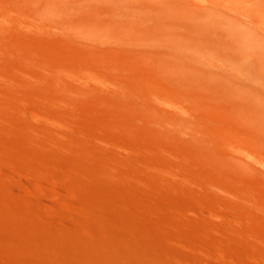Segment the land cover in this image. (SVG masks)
Returning a JSON list of instances; mask_svg holds the SVG:
<instances>
[{"label": "rangeland", "instance_id": "obj_1", "mask_svg": "<svg viewBox=\"0 0 264 264\" xmlns=\"http://www.w3.org/2000/svg\"><path fill=\"white\" fill-rule=\"evenodd\" d=\"M160 1L162 0H0V29L3 30V32H0V60H2L3 54L6 55L8 52L13 55L17 52L16 55L22 57L21 62L17 63V65H19L17 66V69L14 67L15 73H17L14 75L12 72V75H14L17 80L19 79L18 81H20V83L22 82L19 85V87H22L20 89L22 93L17 90L19 87L17 88L15 86L14 88L11 87L12 93L10 94V99L6 98L4 94L1 93V98L4 97L1 102H5H2L0 107H4L5 111L11 112V115L8 113L6 115H2L5 118H2V116L0 117L4 119L0 120V144H2L0 145V168L2 169H0V230H2L0 231V250L3 248V252L0 251V264H19L20 261L21 263L25 262L23 264H84L86 261L82 260L83 256H85L86 260L90 262L92 261L91 263L95 262L96 264H99L102 262L101 264H103V256L98 254L96 255L94 249L96 247H100V245L104 248L106 246L109 247L111 240H119V243L122 242L121 244L124 246V250L130 246L127 248L128 252H125L123 249H118L119 252L118 250H113L116 254L120 253L121 250L122 253H128L133 256V254L130 253V251L133 252L132 248H134L135 251L138 250V252L136 251L138 255L142 253L139 258V263V259L135 262L136 258L134 256H131L132 259H129L128 257H130V255L127 257V255L119 254V256L117 254L119 257H126L128 264H130L129 262H131V260L132 264H140L141 259L146 260V257L150 259L152 258V262L157 261L153 259H158V263L154 262L156 264H162L164 262L165 264H174L171 259L172 256L173 258L176 256L178 257L176 254H178L180 250L185 252L186 248H188L186 250L196 248V237L198 235H202L203 237L204 235H207L208 238L210 235L207 231L215 234L213 233L214 229L217 232H221L217 238L221 242L223 241V247L226 244L224 248L229 256L228 260H233V263L238 262L237 264H239V262L240 264H264V128L260 129L261 131L252 130L255 128L257 130L259 127L262 128L264 125V91L249 86L247 87L246 85V78H250V82L252 83L254 80L255 82H260L262 78H259L258 76L255 78L253 74H250V70H248V67L246 68V62L244 61L240 64L233 65L235 62L239 63L240 60L230 54H222L219 56L214 53H193L194 51H189L185 46H183L186 40L193 42L194 40H200L203 38L198 30L192 26V21H195L203 16L208 17L209 15H212V10H214L213 7L207 5V8L199 7L194 9L190 3L183 0H177L174 4L176 11L183 14L188 12L190 14V18L172 20L167 15L155 12L148 7V5L153 6L155 2ZM228 1L232 2H230V5L233 4L231 5L233 9L236 8V11L240 10L238 12H243L242 15L247 17L246 21L248 23V20H251V16L253 23H249L250 25L248 24L251 31L247 32V34L251 37L264 38V9H256L252 3L247 0ZM27 2H30L32 5ZM246 14H249L250 16H247ZM142 22H147L152 26L157 27L160 30V33L155 34L153 32H145L140 29L138 30V25ZM174 37L175 40L168 44V42H170L168 40H172ZM179 39H181V41ZM136 41L137 43H141L143 46L141 48L135 46V44H137ZM261 42L264 44V40ZM124 45H126L130 51L125 50ZM133 45L136 48H134ZM55 46L57 53L52 51ZM138 49L145 53L143 55H138L142 54L140 50V52H136ZM51 51L52 54L56 53L54 54L55 59L52 54L51 57L53 58L51 59V57H49L48 54H50ZM62 56H65L64 59H62ZM13 62L16 63L15 60ZM226 63L231 64V66L226 70V72L224 71V73L221 68L223 66L222 64ZM48 64L50 69L52 67V69L56 71V73H54L56 75L53 76V74L47 73L48 75L44 74L46 76L44 79L39 78L40 80L42 79L41 82H34L36 80L32 77H34L38 69L41 68L42 70V68H44L43 71H48V66L43 67ZM4 65L5 64L0 61V81L1 78H4L5 76L4 73H1L2 71H6V66ZM12 65L16 66L14 63ZM85 71H89L88 74ZM91 73H93V75L96 74L95 76H97L98 79L92 78L91 76L93 75ZM224 74L228 77L230 76L231 78L237 77L239 80L244 81L245 85L241 84L237 87H226L213 90L211 88L212 86L209 88L207 87L206 89L201 88V82L198 79L201 75L210 85L213 80H218ZM249 74L253 76H250ZM32 84L34 85L30 87ZM46 88L54 89L56 95L53 93V100L57 102L55 104H59L60 108L64 111L67 110V114L70 113V115L66 116V122L67 125L70 126V130H67L64 133L67 144L65 142V145L61 143L59 145L57 144L58 140L50 143L47 142V144H49V150L52 153L51 155L53 156L54 161L56 160L55 163L60 167V169H63L64 171V168H70L72 172L74 171V174L69 172L68 175H64L66 172L62 173V171L60 174H55L46 167L42 171L43 174L46 172V175H42L41 171L36 170V172H39H37L38 175L35 172L34 177H37L35 179L34 177L28 179L23 176L21 167L24 165V162H28L33 165L36 164V162L35 160L32 162L31 160H33V158L29 156V154L33 152L34 147L28 134H25V130L21 122V116L25 113H21L22 110L20 108L19 101L21 100V102L24 103L29 101L35 103L39 99L46 101L44 100L45 98H48V96L45 95L46 90L45 92H42L43 96L39 93V91H44L43 89ZM33 89L35 91H33ZM36 89H39V91ZM0 90H2L1 86ZM31 90L38 97L32 96V92H30ZM199 90H202V92ZM37 94H40V96ZM11 96H13L15 100L12 99ZM7 100L9 104L7 103ZM16 100H18L19 104H17ZM69 103L70 105H68ZM79 103L81 104V107L80 105H76ZM82 103L86 105L85 110H81L83 109L82 105L85 106ZM116 103H124L125 106H130L129 108L127 107L120 110L126 111L127 109L128 113L127 111H124V114L130 113V117L128 115L127 120L124 119L122 115L123 112L121 114L120 111L116 110L117 108H114ZM62 104L64 105V108ZM165 104L166 106H164ZM175 107L177 109L180 107V109L177 111ZM90 109L93 112L89 111ZM13 111H15V113ZM84 112H87L88 114L90 112V114H84ZM82 113L84 115H82ZM195 113L196 115L197 113L199 114L198 117H195ZM31 114H25L24 118H27L26 124L29 125L31 123L29 126L35 130L37 128L38 131H40L41 129L39 128V124L37 121L34 122L35 119ZM91 114L94 115V117ZM16 115L18 116L16 117ZM86 115H91V118H87ZM83 116H85V118ZM95 116L99 120H96ZM201 118L204 119L201 120ZM131 120L136 121L140 127L144 129L149 127V132H146V129L144 130L142 128L141 130H144V132L136 130L134 122ZM219 120L221 121L219 122ZM4 121L8 122L5 123ZM98 121H100V123L103 121L102 126L98 123ZM104 122L110 123L108 124L110 126L113 125V130H115L111 131V133L105 131L103 127L105 124ZM154 122L156 124H154ZM11 125L13 126L11 127ZM72 128H74L76 132L77 129L80 128L85 134L88 133V135L86 134L87 137H91L89 135H94L95 133L99 134L100 132L102 133L99 135L102 134V137L105 136V138L108 139L116 135L120 140L122 138L121 141L123 143L129 142V134H131V136L136 137L137 140L134 142L135 152H133V157H131L132 162L135 161L136 163L133 162L132 167L129 168L125 163V157L122 155L121 157L118 153H116L117 155L116 158H114L113 167L115 170L117 169L116 171L120 174V176L125 177L120 178V180L117 179V183L116 178L114 180V177L112 176V170L109 169V165L101 162L99 159H95L98 155V150L93 142H90L94 145H90V150L93 154H95L92 158L86 153H83L82 145H79L80 147L77 146L78 144L75 146V143H73L75 130ZM131 130H134L135 132L132 131V133H130ZM218 131L222 133L223 136L220 135ZM164 132L167 134L168 139L162 140L163 142H161L158 138V134ZM241 133L243 134V138L240 137L242 136ZM238 134H240V136H238ZM146 135L150 136V141H146L144 139ZM210 135L213 136L211 137ZM70 139L72 141H70ZM44 142L42 141V143ZM142 144L144 146H142ZM158 144L163 146L164 149L167 148L166 151L169 153L168 156L170 155V157L173 156V158H177L176 161L179 162L182 167L186 166V168L184 167L179 169L181 172L178 171L177 176L173 178L174 180H172V178L166 179L162 176L159 177L156 173H153L154 171L151 170V172L150 169L148 171V168H144V166H142V162L145 161L144 158L146 157L153 160L157 165L163 164L164 158H162L160 153L157 152L159 151L157 148H160ZM147 145L149 147L146 148L145 146ZM164 145H167V147H164ZM55 146L60 147L56 149L57 147ZM22 147L27 149L23 148L24 150H22ZM194 147L195 149L199 147L203 149V151L200 149L197 152L199 154H197V150H195ZM6 149H8V151ZM142 150H144V152ZM147 151L150 152V156ZM193 151H195V153ZM229 155L232 159L228 158ZM138 156L140 158H138ZM198 156H201L200 158H202V156L207 158L203 160L197 158ZM224 157L228 158V160L225 159L227 162L224 161ZM234 159L235 161H232ZM222 160L224 161L223 163ZM237 160L238 162L240 161V164H237ZM67 161L69 164L64 163ZM139 163L141 164L140 166H138ZM226 163L230 166L226 165V167H228H223L224 170L220 168L221 171L219 173V171H217V167L219 169V166L222 167L221 165H225ZM229 163L233 164L231 165ZM5 164H7V166ZM9 168H11V171ZM253 168L254 170L252 171L251 169ZM3 169L5 171H3ZM100 170H103L104 172ZM6 171H9V173ZM20 171V174L22 175L19 174ZM131 171L135 172L134 174L136 176V180L133 179L134 181L126 179L128 177L127 175ZM10 172H13V175L10 174ZM199 172H203V176L200 175ZM48 173L49 175H47ZM106 174H110L111 176L108 175L106 177ZM54 175L58 177L56 178ZM220 175H224V178L223 176V179L219 177ZM12 176H15V180ZM17 176L20 178L22 177V180H19ZM142 177L146 179H143ZM59 179L62 180L60 181ZM139 180H142L141 183H137L140 182ZM238 180L242 184H237ZM31 181H33L34 184H31ZM58 181H60V183L67 182L70 185V188H73L71 189L72 191L68 190L66 186L62 183L60 184ZM210 182L213 183V185H211ZM30 185H35L34 189H29L31 187ZM39 186L42 191L38 189ZM41 186L43 188H41ZM222 187H224V189ZM216 188L218 190H216ZM225 188L227 189V192ZM137 189L138 192H136ZM63 190L64 192H62ZM41 192H43L44 195ZM68 192L73 193L69 194ZM18 193L20 195H18ZM56 193L59 195H56ZM63 193H68L71 197H69L68 194L64 195ZM17 195H24V197H18ZM45 195L50 198L47 200ZM12 196L14 198H12ZM72 196L73 199H71ZM9 197L10 199H8ZM18 198L24 200V202L18 200ZM74 198L76 200H74ZM236 199L239 200L236 201ZM71 200H74L72 202H75L76 204H71ZM48 201L50 203H48ZM27 204H30L29 208L27 207ZM33 205L35 207H33ZM9 206L10 208H8ZM172 206H174V208H172ZM71 207H73V210ZM217 208L218 210L216 212L215 209ZM23 209L25 213L24 211H20ZM77 209L78 211L83 212L82 214L84 215L78 213V211L74 214ZM28 212L30 213L28 214ZM210 212L213 214H210ZM40 213L44 216V219ZM232 213L233 216H231ZM79 214L82 216H78ZM215 214L222 218H218L221 221L218 220V222H215L217 220L215 219ZM93 215L97 218L96 220L95 218H92ZM34 216L36 218H34ZM229 216L231 217L229 218ZM187 217L190 220L187 219ZM211 218H213V221H209ZM117 219L118 221L116 223ZM92 220L95 222L93 221V223ZM58 221L62 224H59ZM6 223L8 226L5 225ZM9 223L12 224L13 228H10L11 225L9 226ZM63 223H66L69 227H66ZM95 223L99 224L96 225ZM110 223L113 225H110ZM107 225L110 226L109 229ZM14 226L16 227V232ZM53 226H55L56 229ZM122 227L125 230H123ZM82 228L84 229V232L87 230L86 232L88 234L84 233ZM117 228L119 230H123L124 232H120ZM61 229H63V231ZM10 230H14L13 232L15 233ZM66 230L68 232H66ZM95 231L97 232V235ZM168 231L171 233L166 234ZM70 232H74V235L70 234ZM127 232H129V234ZM28 233L30 234L28 235ZM81 233H84V236ZM229 233L235 234L230 236ZM113 235L115 236L114 239H112ZM29 236L31 237L30 239L32 242L28 239ZM177 236L181 238L178 239ZM116 237H118V239ZM250 237L253 238L251 239ZM40 239L42 241H40ZM254 239H256V241L259 239L261 240L256 242ZM62 240L65 241L63 242ZM88 240L92 244L88 242ZM229 240L231 242H229ZM22 242L25 245L22 244ZM26 244H29V246L27 245L29 248L26 247ZM30 245L32 248H30ZM34 246L36 247L35 249ZM152 246H154L155 249ZM162 247L168 249L170 254L172 253V256L170 255V257H166L164 260L160 259L157 252H159ZM45 249L48 252H44L46 251ZM85 249L87 251H85ZM108 249L111 252L110 247ZM89 250H91L92 253L91 251L89 252ZM25 251H27V253ZM64 251L65 253H71L70 255L73 257L67 256L68 253L65 254ZM144 251L145 253L143 254ZM80 253H83L81 255L82 257L80 256ZM249 253L250 255L244 256ZM77 254L81 259L78 260L79 257H76ZM198 255L184 253L179 256V258L181 257L179 260L183 261L182 263H185L190 257L195 264H201L200 261H202L204 257H201L202 255L200 254ZM250 256L252 257L250 258ZM213 257L222 260L215 254ZM244 257H248L251 260L254 257L255 259L259 258V260H252L251 263V260L249 261L248 258L247 260ZM101 258V262L98 263L97 260ZM182 258L185 259L183 260ZM126 259L124 260L127 261ZM32 260L33 262H31ZM47 260H49V263ZM81 260L85 262L83 263Z\"/></svg>", "mask_w": 264, "mask_h": 264}, {"label": "bare ground", "instance_id": "obj_2", "mask_svg": "<svg viewBox=\"0 0 264 264\" xmlns=\"http://www.w3.org/2000/svg\"><path fill=\"white\" fill-rule=\"evenodd\" d=\"M183 1H185V2H188V3H190L191 4V6H193L194 7V9H197V8H199V7H204V8H207L206 6L207 5H210L211 7H213V9L214 10H212L213 12H212V15H209L208 17L206 16H203V17H200L199 19H197V20H193L192 21V26L195 28V29H197L198 30V32L203 36V38L202 39H200V40H194L193 42H189V41H185L184 42V45L183 46H185L186 47V49L187 50H189V51H194L193 53H198V52H205V53H214V54H218L219 56H221L222 54H230V55H232V56H234V57H237V58H239V60H240V62L238 63V62H235V63H233V65H237V64H240L242 61H244V62H246V68L248 67V70H250L249 72H250V74H253L254 75V77L256 78V76H258L259 78H262V80H260V82L259 81H257V82H255V80H254V82L252 83V82H250V78H246V85H247V87L249 86V87H253V88H256V89H260L261 91H264V44L261 42L262 40H264V38L262 37H260V38H256V37H251L250 35H248L247 34V32H250L251 30H250V27L248 26V24L250 23V24H252L253 23V20H252V18H251V16H250V19L252 20H248L249 21V23L246 21L247 19V17H244V15H242L243 14V12L241 13V12H238V11H240V10H237L236 11V8L235 9H233L232 7H231V5H233V4H231L230 5V2L231 1H228V0H183ZM247 1H249V2H251L252 3V5L256 8V9H258V8H260V9H264V0H247ZM177 2V0H162V1H160V2H155V4L153 5V6H150V5H148V7L150 8V9H152L153 11H155V12H158V13H162V14H164V15H167L170 19H172V20H181V19H188V18H190V14L188 13V12H185L184 14L183 13H180V12H178V11H176V9L174 8V4ZM27 3H29L30 4V2H27ZM146 3V2H145ZM232 3V2H231ZM28 4V5H29ZM30 5H32V4H30ZM250 5V4H249ZM101 6V5H100ZM143 6V5H142ZM245 14V13H244ZM247 15V14H246ZM247 15V16H248ZM249 18V17H248ZM249 24V25H250ZM192 27V28H193ZM2 28V27H1ZM141 30V31H145V32H153V33H155V34H159L160 33V30L157 28V27H154V26H152L151 24H149V23H147V22H142V23H140L139 25H138V30ZM0 32H3V30L2 29H0ZM144 32V33H145ZM3 34V33H2ZM166 37V36H165ZM138 39V38H137ZM172 39V38H171ZM199 39V38H198ZM140 40V39H139ZM173 40H175V37H174V39H172V40H168V41H170V42H168V44H170V43H172V41ZM180 41H181V39H179ZM136 43H137V41H136ZM175 44V43H174ZM175 45H177V44H175ZM135 46H137V47H142L143 45H141V43H137V44H135ZM126 47V48H125ZM133 47H134V45H133ZM132 47V48H133ZM134 48H136V47H134ZM133 48V49H134ZM54 50L56 49V46L53 48ZM124 49L125 50H128V47L126 46V45H124ZM132 49V50H133ZM46 50V49H45ZM54 50H52L53 52H56V50L54 51ZM131 50V51H132ZM140 49H138L136 52L138 53V51H139ZM52 51H51V53L50 54H48L49 55V57H51V54H52ZM128 51H130V49L128 50ZM141 51V50H140ZM139 51V52H140ZM126 52V51H125ZM136 52H135V54H136ZM19 53V52H18ZM57 53V52H56ZM56 53H54V54H56ZM123 53H124V51H123ZM130 53H132V52H130ZM141 53L142 54H138V55H143L145 52H142L141 51ZM10 52H8V53H6V55L5 54H3V58H2V60H0V61H2V63H4L5 65L4 66H6L5 68V70L6 71H2L1 73H4L5 74V76H4V78H1V81H0V86L2 87V90H0V104L2 103V102H5V101H2L1 102V100H2V98H4V97H2L1 98V96H2V94L1 93H3L4 94V96L6 97V98H9L10 99V94L12 93V88H14V86L15 87H19V85L22 83H20V81H18L15 77H14V75L17 73H15V69H17V66H19V65H17V63H20L21 62V60H22V57L21 56H17L16 54H17V52H16V54L15 55H13V54H11ZM20 54V53H19ZM54 54H52L53 55V57H54V59H55V56H54ZM129 54V53H128ZM53 57H51V59L53 58ZM57 57H58V55H57ZM56 57V58H57ZM60 57V56H59ZM63 57V56H62ZM65 57V56H64ZM64 57L62 58V59H64ZM67 57V56H66ZM67 59V58H66ZM16 61V63L15 62H13V61ZM14 63V64H16V66L15 65H12V64ZM223 66H222V71L224 72H226V70L231 66V64H228V63H226V64H222ZM42 66V65H41ZM48 66V67H47ZM14 67H15V69H14ZM43 67H47V69H48V71H43V69L44 68H42V70H41V68H39L38 69V71L36 72V74L34 75V77H32V78H34V80H36V81H34V82H41L42 81V79H44L46 76L44 75V74H47V73H51V74H53V76H55L56 74H54V73H56V71L55 70H53L52 69V67H51V69H50V66H49V64L48 65H46V66H43ZM4 68V67H3ZM2 68V69H3ZM46 69V70H47ZM55 69V68H54ZM247 70V69H246ZM17 71V70H16ZM199 71V70H198ZM12 72H13V74L14 75H12ZM85 72H87V71H85ZM89 72V71H88ZM88 72H87V74H88ZM200 72H202V71H200ZM222 72V73H223ZM224 72V73H225ZM257 72V73H256ZM203 73V72H202ZM50 74V75H51ZM84 74H86V73H84ZM92 75H93V73H91ZM249 74V75H250ZM255 74H257V75H255ZM1 75V74H0ZM3 75V74H2ZM48 75V74H47ZM96 75V74H95ZM95 75H93V76H91L92 78H95V79H98L97 78V76H95ZM210 75H211V73H210ZM253 75H250V76H253ZM87 76H90V75H87ZM200 77V76H199ZM216 77V76H215ZM253 77V78H254ZM29 78V77H28ZM39 78H42L41 80L39 79ZM218 78V77H217ZM30 79H31V77H30ZM199 80H200V84H201V88H203V89H206L207 87L209 88V87H211L212 88V90L213 89H219V88H226V87H237V86H240L241 84L242 85H245V82L244 81H241V80H239L237 77L236 78H231L230 76L228 77V76H226L225 74L224 75H222L218 80L216 79V80H213L212 81V83L209 85V83H207L208 81L201 75V77L200 78H198ZM213 79V78H212ZM24 80V79H23ZM28 80V79H27ZM26 80V81H27ZM93 80V79H92ZM30 81V80H29ZM33 81V80H32ZM97 81H99V80H97ZM207 81V82H206ZM24 82V81H23ZM34 82H32V83H34ZM26 83H28V82H26ZM26 83H24V84H26ZM37 83V84H38ZM29 84H31V83H29ZM35 84V83H34ZM34 84H32V85H30V87L31 86H33ZM12 87V88H11ZM29 87V86H28ZM22 87H19L17 90H19V92H21L20 91V89H21ZM26 88H27V86H26ZM28 89V88H27ZM26 90V89H25ZM30 90V89H29ZM37 90V89H36ZM44 91H42L41 90V92L39 91V89L37 90V91H39V93H41V95L43 94L42 92H45V90H46V96H48V100L45 98L44 100H46V101H43V99H39L37 102H27V103H24V102H21V100L19 101L20 102V104L18 103V100H16L17 101V104H19L20 105V108H21V110H22V112L21 113H32L31 115L34 117V122L35 121H37V123L39 124V128L41 129L40 131H38V129L36 128V130L35 129H33L31 126H29V125H27L26 123H27V121H26V119L24 118V116H25V114H22V116H21V118H22V120H21V122H22V125H23V128H24V130H25V134L27 133L28 134V136H29V138H30V140L32 141V143H33V147H34V150H33V152L32 153H30L29 154V156H31L32 158H33V160H31L32 162H34V160H35V162H36V164H31V163H28V162H24V165L21 167V168H19V169H21L22 170V174H23V176L24 177H26V178H28V179H30V178H33L34 177V174H35V172H36V170H39V171H41V173H42V175H46V172H44L45 174H43V170L47 167V168H49L53 173H55V174H60L61 173V171H62V173H65L66 172V174H64V175H68V173L69 172H71V173H73L72 171H71V169L69 170L68 168H64V171H63V169L61 170L60 169V167L55 163V161H54V159H53V156L51 155L52 153L50 152V146H49V144H47V142H54V141H57L58 140V143L57 144H59L60 145V143L61 144H64L65 142H66V138H65V135H64V133H65V131H67V130H70V126H68L67 125V122H66V116L67 115H70V113L69 114H67L68 113V111L67 110H63L62 108H60V106H59V104L57 105V104H55V103H57L56 101H54L53 99H54V94L53 93H55V91H54V89L53 88H46V89H43ZM33 91H35L34 89H33ZM33 91L31 90L30 92H32V96H36V94L35 93H33ZM52 91H54V92H52ZM200 91V90H199ZM29 92V93H30ZM200 92H202V90L200 91ZM22 93V92H21ZM17 94V93H16ZM19 94V93H18ZM33 94H35V95H33ZM37 95H39L40 96V94H37ZM44 95V96H45ZM53 95V96H52ZM55 95H56V93H55ZM18 96H20V95H18ZM32 96H30V97H32ZM43 96V95H42ZM45 96V97H46ZM36 97H38V96H36ZM11 98L12 99H14L15 100V98H13V96H11ZM24 98V97H23ZM35 98V97H34ZM40 98V97H39ZM19 99V98H18ZM25 100V99H24ZM48 101V102H47ZM54 101V102H53ZM7 103H8V100H7ZM6 103V104H7ZM16 103V102H15ZM5 104V103H4ZM9 104V103H8ZM66 104V103H65ZM82 104H84V103H82ZM130 104V103H129ZM60 105H61V103H60ZM63 105V104H62ZM68 105H70V103L68 104ZM72 105V104H71ZM77 106H79L80 105V107H81V104L79 103V104H76ZM85 105V104H84ZM259 105V104H258ZM8 106V105H7ZM67 106V105H66ZM164 106H166V104L164 105ZM13 107V106H12ZM75 107V106H74ZM85 107H86V105L85 106H83L82 105V108L83 109H81V110H85ZM88 107V106H87ZM90 107V106H89ZM101 107V106H100ZM107 107V106H106ZM128 106H125V104L123 103H119V104H115V106H114V108L117 110V111H120V110H123L124 108H127ZM130 107V106H129ZM128 107V108H129ZM261 107V106H260ZM1 108V107H0ZM19 108V107H18ZM63 108H64V105H63ZM70 108H72V107H70ZM77 108V107H76ZM132 108V107H131ZM165 108V107H164ZM163 108V109H164ZM176 108V107H175ZM7 109V108H6ZM17 109V108H16ZM119 109V110H118ZM134 109V108H133ZM168 109V108H167ZM177 109V108H176ZM180 109V107L177 109V111ZM8 110H9V108H8ZM11 110V109H10ZM27 110H28V112H27ZM29 110H30V112H29ZM132 110V109H131ZM174 110V109H173ZM185 110V109H184ZM12 111V110H11ZM15 111H17V110H15ZM15 111H13L14 113H15ZM89 111H91V109L89 110ZM125 111V110H124ZM124 111H120L121 112V114H122V112H123V117H124V119L125 120H127L128 119V115H129V117H130V113L129 114H124L126 111H127V109H126V111L124 112ZM91 112H93V111H91ZM116 112V111H115ZM119 112V113H120ZM10 114L11 112H9V111H5V108L3 107V108H1L0 109V117L2 116V115H6V114ZM114 113V112H113ZM127 113H128V111H127ZM141 113V112H140ZM148 113V112H147ZM146 113V114H147ZM17 114V113H16ZM18 114H20V113H18ZM84 114H88L87 112L85 113L84 112ZM83 113H82V115H84ZM89 114H90V112H89ZM88 114V115H89ZM142 114H144V113H142ZM189 114V113H188ZM11 115V114H10ZM9 115V116H10ZM92 115V114H91ZM91 115L90 116H87V118H91ZM148 115V114H147ZM195 115V117L197 116L198 117V113H197V115H196V113L194 114ZM15 116V115H14ZM18 115H16V117H17ZM72 116H73V114H72ZM81 116V115H80ZM93 117H94V115H92ZM183 116V115H182ZM74 117H76V116H74ZM84 118H85V116H83ZM2 118H5V117H3L2 116ZM2 118H0V120L2 119ZM10 118V117H9ZM68 118V117H67ZM163 118V117H162ZM184 118V117H183ZM200 118V117H199ZM18 119V118H17ZM30 120H32L31 118H29ZM70 119V118H69ZM95 119L96 120H99L96 116H95ZM179 119V118H178ZM202 119H204V118H201V120ZM207 119V118H206ZM2 120H4V119H2ZM83 120V119H82ZM164 120V119H163ZM10 121H12V120H10ZM26 121V122H25ZM73 121V120H72ZM84 121V120H83ZM121 121V120H120ZM123 121V120H122ZM132 121V120H131ZM137 121H139V120H137ZM221 120H219V122H220ZM5 122V121H4ZM8 122V121H7ZM7 122H5V123H7ZM14 122V121H13ZM18 122V121H17ZM16 122V123H17ZM89 122V121H88ZM102 123H100V121H98V123H100L101 124V126H102V124H103V121H101ZM132 122H134V127H135V129L136 130H140V131H143L144 132V130L146 129H144V128H142V127H140V125L136 122V121H132ZM140 122V121H139ZM156 122V121H155ZM154 122V124H156ZM105 124L103 125V127H104V130L105 131H107V132H110L111 133V131H114L113 130V125H108V124H110V123H106V122H104ZM71 124V123H70ZM84 124V123H83ZM125 124V123H124ZM116 125V124H115ZM118 125V124H117ZM128 125V124H127ZM130 125H131V123H130ZM13 125H11V127H12ZM98 126V125H97ZM97 126H95V127H97ZM119 126V125H118ZM132 126V125H131ZM144 126V125H143ZM157 126V125H156ZM175 126V125H174ZM1 127V126H0ZM102 127V128H103ZM145 127V126H144ZM258 127V126H257ZM133 128V127H132ZM141 128L142 129H144V130H141ZM149 128V127H148ZM147 128V129H148ZM214 128V127H213ZM251 128H254V127H251ZM264 128V125H263V127L261 128V127H259L257 130H256V128L255 129H252L253 131L255 130V131H258V130H260V129H263ZM16 129V128H15ZM72 129H74V128H72ZM146 129V132L148 131L149 132V130L150 129H148L147 130ZM218 129V128H217ZM75 130V129H74ZM250 130V129H249ZM94 131V130H93ZM100 131V130H99ZM132 131H134V130H131V132L130 133H132ZM214 131H215V129H214ZM234 131V130H233ZM261 131V130H260ZM11 132H13V131H11ZM24 132V131H23ZM69 132V131H68ZM72 132H73V130H72ZM97 132H98V130H97ZM119 132V131H118ZM135 132V131H134ZM153 132V131H152ZM151 132V133H152ZM219 132V131H218ZM226 132V131H225ZM74 133V132H73ZM73 133H72V135H73ZM89 133H91V132H89ZM100 133H102V132H100ZM99 133V134H100ZM127 133V132H126ZM158 133V132H157ZM228 133H229V131H228ZM71 134V133H70ZM87 135H88V133H86ZM85 133H84V131L83 130H81L80 128L79 129H77V132H76V130H75V133H74V137H73V143H75V146L77 145V146H79V145H82V147H83V153H86L89 157H93V155H95V154H93L92 153V151L90 150V147L91 146H94V145H92L91 143L93 142L94 144H95V146H96V149L98 150L97 152H98V155L95 157V159H99V160H101V162H103V163H105V164H108L109 165V169H111L112 170V176L114 177V180H115V178H116V181H117V179H119L120 180V178H125V177H122V176H120V174L115 170V168L113 167L114 166V158H116V153H118L120 156L122 155L123 157H125V160H126V165L130 168V167H132V164H133V162L134 163H136L135 161H133L132 162V160H131V157H133L132 156V154H133V152H135V144H134V142L135 141H137L136 140V137H132L131 136V134H129V142H127V143H123L121 140H122V138H121V140L115 135V136H113L112 138H110V139H108V138H105V136L104 137H102L101 135H99V134H97V133H95L94 135H89V136H91V137H87V135H86ZM105 134H107V133H105ZM150 134V133H149ZM156 134V133H155ZM182 134V133H181ZM219 134L220 135H222V133H220L219 132ZM242 134V133H241ZM251 134V133H250ZM67 135V134H66ZM134 135H135V133H134ZM25 136V135H24ZM69 136V135H68ZM127 136V135H126ZM211 136V135H210ZM213 136V135H212ZM211 136V137H212ZM216 136V135H215ZM223 136V135H222ZM225 136V135H224ZM238 136H240V134H238ZM252 136H255V135H252ZM120 137V136H119ZM139 137V136H138ZM155 137V136H154ZM240 137H242L243 138V134H242V136H240ZM158 138L161 140V142H163L162 140H167L168 139V136H167V134L164 132V133H160V134H158ZM181 138V137H180ZM223 138V137H222ZM144 139L146 140V141H150L149 139H150V136H148V135H146L145 137H144ZM172 140V139H171ZM178 140V139H177ZM42 141L44 142V141H46V142H44V143H42ZM68 141V140H67ZM70 141H72L71 139H70ZM169 141V140H168ZM215 141V140H214ZM91 142V143H90ZM126 142V141H125ZM181 142V141H180ZM221 142H222V140H221ZM7 143V142H6ZM31 143V142H30ZM32 143H31V145H32ZM138 143V142H137ZM137 143H136V145H137ZM140 143V142H139ZM142 143H143V141H142ZM149 143V142H148ZM52 144V143H51ZM50 144V145H51ZM66 144H67V142H66ZM165 144V143H164ZM184 144V143H183ZM204 144V143H203ZM0 145H2V144H0ZM65 145V144H64ZM70 145V144H69ZM91 145V146H90ZM159 145V144H158ZM20 146V145H19ZM18 146V147H19ZM71 146V145H70ZM69 146V147H70ZM141 146V145H140ZM140 146H138V147H140ZM142 146H144L143 144H142ZM150 146H151V144H150ZM156 146V145H155ZM154 146V147H155ZM167 147V145H164V147ZM55 147H57V146H55ZM60 147V146H59ZM59 147H57L56 149H58ZM73 147V146H72ZM80 147V146H79ZM146 148L147 147H149L148 145L147 146H145ZM159 147L160 148H157V149H159V151H157V152H159L160 153V155L162 156V158H164V162H163V164L162 165H157V164H155L154 163V161L153 160H150L148 157H146V158H144L145 159V161H143L142 163V166H144V168L146 167V168H148V171H149V169H150V171L152 170V171H154L153 173H156V175H158L159 177L160 176H162V177H164V178H166V179H171L172 178V180H174L173 178L175 177V176H177V174H178V171H180L179 169L180 168H186V166H184V167H182L181 166V164L179 163V162H177L176 161V159L177 158H173V156L172 157H170V155L168 156V154L169 153H167L168 151H166V149L167 148H163V146H161V145H159ZM23 148H25V147H22V150H24ZM29 148V147H28ZM54 148V147H53ZM141 148H144V147H141ZM150 148H153V147H150ZM156 148V147H155ZM173 148V147H172ZM199 147H197V149H195V147H194V149L195 150H197L196 151V153L201 149V148H199ZM227 148V147H226ZM10 149V148H9ZM25 149H27V148H25ZM31 149H32V147H31ZM62 149V148H61ZM80 149H82V148H80ZM175 149H177V148H175ZM193 149V150H194ZM205 149V148H204ZM225 149V148H224ZM7 151H8V149H6ZM29 150V149H28ZM28 150H27V152H28ZM52 150V149H51ZM71 150V149H70ZM69 150V151H70ZM78 150V149H77ZM76 150V151H77ZM93 150V149H92ZM139 150H141V149H139ZM202 151H203V149H201ZM4 151V150H3ZM63 151V150H62ZM65 151V150H64ZM143 152H144V150H142ZM146 151V150H145ZM177 151V150H176ZM182 151V150H181ZM75 152V151H74ZM141 152V151H140ZM139 152V153H140ZM147 152H149V151H147ZM156 152V153H157ZM183 152V151H182ZM194 153H195V151H193ZM201 152V151H200ZM204 152H206V151H204ZM72 153V152H71ZM79 153V152H78ZM137 153V152H136ZM146 153V152H145ZM7 154V153H6ZM10 154V153H9ZM55 154V153H54ZM69 154H70V152H69ZM142 154V153H141ZM149 154V156H150V152L148 153ZM147 154V155H148ZM172 154V153H171ZM177 154V153H176ZM183 154V153H182ZM197 154H199V153H197ZM8 155V154H7ZM62 155V154H61ZM73 155V154H72ZM74 155H75V153H74ZM79 155V154H78ZM81 155H82V153H81ZM118 155V156H119ZM195 155V154H194ZM203 155H204V153H203ZM65 156V155H64ZM121 156V157H122ZM139 156H142V155H139ZM138 156V158H140ZM175 156V155H174ZM179 156V155H178ZM183 156V155H182ZM219 156V155H218ZM7 157V156H6ZM10 157V156H9ZM8 157V158H9ZM67 157V156H66ZM79 157V156H78ZM159 157V156H158ZM177 157V156H176ZM201 156H198L197 158H199V159H203V160H205L206 158H205V156H202V158H200ZM204 157V158H203ZM214 157V156H213ZM13 158V157H12ZM26 158V157H25ZM65 158V157H64ZM63 158V159H64ZM84 158H86V157H84ZM119 158V157H118ZM181 158V157H180ZM192 158V157H191ZM228 158H230V155H229V157ZM228 158L226 157H224V161L225 162H227V160H228ZM14 159V158H13ZM28 159V158H27ZM73 159V158H72ZM71 159V160H72ZM80 159H82V158H80ZM94 159V158H93ZM143 159V160H144ZM179 159V158H178ZM196 159V158H195ZM225 159H227V160H225ZM230 159H232V158H230ZM236 159V158H235ZM235 159L234 160H232V161H235ZM65 160V159H64ZM83 160V159H82ZM88 160V159H87ZM90 160V159H89ZM136 160V159H135ZM184 160V159H183ZM186 160V159H185ZM192 160V159H191ZM190 160V161H191ZM216 160V159H215ZM18 161V160H17ZM29 161V160H28ZM61 161H63V160H61ZM84 161V160H83ZM93 161V160H92ZM122 161V160H121ZM193 161V160H192ZM223 160H222V163L224 162ZM232 161H230V162H232ZM10 162V161H9ZM58 162V161H57ZM79 162V161H78ZM88 162H90V161H88ZM181 162V161H180ZM184 162V161H183ZM182 162V163H183ZM212 162V161H211ZM229 162V161H228ZM237 162V164L239 163L240 164V161L238 162V160L236 161ZM1 163V162H0ZM64 163H68V161L67 162H64ZM63 163V164H64ZM119 163V162H118ZM124 163V164H125ZM141 163V162H140ZM139 163V165L138 166H140L141 164ZM157 163H158V161H157ZM185 163V162H184ZM235 163V162H234ZM60 164V163H59ZM69 164V163H68ZM137 164H138V162H137ZM229 164H231V163H229ZM233 164V163H232ZM231 164V165H232ZM236 164V165H237ZM6 166H7V164H5ZM11 165V164H10ZM89 165V164H88ZM93 165V164H92ZM96 165H98V164H96ZM102 165V164H101ZM136 165V164H135ZM212 165H213V163H212ZM226 165H228V163H226L225 165L224 164H222L221 166L222 167H220L219 166V169L221 168V169H223L224 170V168L226 167ZM13 166H15V165H13ZM21 166V165H20ZM200 166V165H199ZM214 166V165H213ZM228 166H230V165H228ZM227 166V167H228ZM12 167V166H11ZM97 167V166H96ZM106 167V166H105ZM137 167V166H136ZM135 167V168H136ZM198 167V166H197ZM224 167V168H223ZM226 167V168H227ZM99 168H101V167H99ZM126 168V167H125ZM124 168V169H125ZM143 168V169H144ZM191 168H192V164H191ZM214 168H216V167H214ZM235 168V167H234ZM237 168V167H236ZM239 168H240V166H239ZM1 169V168H0ZM11 168H9V170H10ZM218 169V167H217V171H219V173H220V171H221V169L219 170ZM256 169V168H255ZM2 170V169H1ZM15 170V169H14ZM110 170V171H111ZM131 170V169H130ZM137 170V169H136ZM135 170V171H136ZM182 170H184V169H182ZM195 170V169H194ZM252 171L254 170V168L253 169H251ZM257 170V169H256ZM3 171H5L4 169H3ZM11 171V170H10ZM39 171H37V172H39ZM47 171V170H46ZM50 171V172H51ZM79 171V170H78ZM83 171V170H82ZM88 171V170H87ZM90 171H91V169H90ZM89 171V172H90ZM100 171H103V170H100ZM109 171V172H110ZM121 171H122V169H121ZM120 171V172H121ZM144 171V170H143ZM142 171V172H143ZM151 171V172H152ZM199 171V170H198ZM198 171H195V172H198ZM208 171V170H207ZM6 172H8L9 173V171H6ZM18 172V171H17ZM37 172H36V174H37ZM49 172V173H50ZM104 172V171H103ZM127 172V171H126ZM125 172V173H126ZM181 172V171H180ZM184 172V171H183ZM13 173V172H12ZM11 172H10V174H12ZM21 173V171L19 172V174ZM49 173L47 174V175H49ZM70 173V174H71ZM84 173V172H83ZM100 173V172H99ZM122 173V172H121ZM135 172H133V171H131L127 176V180H130V181H134L133 179H135V174H134ZM144 173H145V171H144ZM150 173V172H149ZM194 173V172H193ZM218 173V172H217ZM22 174H20V175H22ZM69 174V175H70ZM74 174V173H73ZM77 174V173H76ZM79 174V173H78ZM82 174V173H81ZM127 174V173H126ZM125 174V175H126ZM183 174V173H182ZM199 174L200 175H202L203 174V172L202 173H200L199 172ZM222 174V173H221ZM13 175V174H12ZM14 175L16 176V174L14 173ZM38 175V174H37ZM111 176L110 174H106V177L107 176ZM196 175H197V173H196ZM199 175V176H200ZM206 175V174H205ZM224 175H225V173H224ZM224 175H222L223 176V178H224ZM15 176L13 177L14 178V180H15ZM41 176V175H40ZM39 176V177H40ZM50 176H52V175H50ZM55 176V175H54ZM71 176H73V175H71ZM81 176V175H80ZM79 176V177H80ZM84 176V175H83ZM82 176V177H83ZM95 176H97V175H95ZM182 176V175H181ZM190 176V175H189ZM203 176V175H202ZM201 176V177H202ZM208 176V175H207ZM222 176L220 175L219 177H221L222 178ZM37 176H35L34 177V179L36 178ZM42 177H44V176H42ZM46 177V176H45ZM53 177V176H52ZM56 177V176H55ZM58 177V176H57ZM56 177V178H57ZM75 177V176H74ZM85 177V176H84ZM83 177V178H84ZM90 177V176H89ZM113 177H111V178H113ZM139 177V176H138ZM205 177V176H204ZM218 177V176H217ZM17 178H19V180L22 178H20V177H18L17 176ZM46 178H48V177H46ZM60 178V177H59ZM62 178V177H61ZM67 178V177H66ZM65 178V179H66ZM143 178V177H142ZM178 178V177H177ZM180 178V177H179ZM193 178V177H192ZM196 178V177H195ZM207 178H209V177H207ZM212 178V177H211ZM220 178V179H221ZM222 178V179H223ZM229 178V177H228ZM45 179V178H44ZM50 179V178H49ZM64 179V178H63ZM97 179H99V178H97ZM139 179V178H138ZM143 179H146V178H143ZM152 179H153V177H152ZM181 179H183V178H181ZM205 179V178H204ZM213 179H215V178H213ZM225 179H226V177H225ZM22 180V179H21ZM25 180V179H24ZM33 180V179H32ZM53 180V179H52ZM60 180V179H59ZM62 180V179H61ZM60 180V181H61ZM78 180V179H77ZM124 180V179H123ZM136 180V179H135ZM176 180V179H175ZM184 180V179H183ZM200 180V179H199ZM202 180V179H201ZM208 180H210V179H208ZM227 180V179H226ZM1 181V180H0ZM18 181V180H17ZM28 181H30V180H28ZM33 181H35V180H33ZM33 181H31V184H34L33 183ZM40 181V180H39ZM49 181V180H48ZM60 181H58L59 183H60ZM113 181V180H112ZM125 181V180H124ZM140 181V180H139ZM142 181V180H141ZM141 181L140 182H137V183H141ZM146 181V180H145ZM150 181V180H149ZM162 181H164V180H162ZM185 181V180H184ZM207 181V180H206ZM205 181V182H206ZM211 181H213V180H211ZM55 182V181H54ZM65 182V181H64ZM71 182V181H70ZM83 182V181H82ZM120 182V181H119ZM121 182H123V181H121ZM136 182V181H135ZM134 182V184L136 185V183ZM143 182H144V180H143ZM156 182V181H155ZM17 183V182H16ZM26 183H27V181H26ZM64 186H66L67 188H68V190H71V189H73L72 187L70 188V185L67 183V182H65V183H63V182H61ZM60 183V184H61ZM117 183H118V181H117ZM126 183V182H125ZM124 183V184H125ZM133 183V182H132ZM211 183V182H210ZM236 183V182H235ZM239 183H241V182H239V180H238V182H237V184H239ZM22 184H23V182H22ZM29 184V183H28ZM72 184V183H71ZM83 184V183H82ZM81 184V185H82ZM123 184V185H124ZM191 184V183H190ZM217 184V183H216ZM242 184V183H241ZM20 185V184H19ZM25 185V184H24ZM85 185V184H84ZM122 185V184H121ZM142 185V184H141ZM149 185V184H148ZM154 185V184H153ZM199 185V184H198ZM211 185H213V183H211ZM219 185V184H218ZM244 185V184H243ZM23 186V185H22ZM31 187L29 188V189H34V186H32V185H30ZM151 186H152V183H151ZM222 186V185H221ZM224 186V185H223ZM29 187V186H28ZM73 187H75V186H73ZM77 187V186H76ZM135 187H137V186H135ZM144 187H145V184H144ZM149 187V186H148ZM226 187V186H225ZM241 187V186H240ZM243 187H245V186H243ZM25 188L27 189V187H26V185H25ZM36 188V187H35ZM41 188H43L42 186H41ZM78 188V187H77ZM86 188V187H85ZM147 188V187H146ZM172 188V187H171ZM210 188V187H209ZM223 189H224V187H222ZM230 188V187H229ZM246 188V187H245ZM37 189V188H36ZM35 189V190H36ZM38 189H40V186H39V188ZM37 189V190H38ZM45 189V188H44ZM75 189V188H74ZM130 189V188H129ZM221 189V188H220ZM219 189V190H220ZM222 189V190H223ZM226 189V188H225ZM41 190V189H40ZM68 190H66V191H68ZM216 190H218L217 188H216ZM229 190V189H228ZM4 191V190H3ZM39 191V190H38ZM42 191V190H41ZM72 191V190H71ZM242 191V190H241ZM28 192H29V190H28ZM62 192H64V190L62 191ZM136 192H138V189H137V191ZM140 192V191H139ZM210 192V191H209ZM226 192H227V189H226ZM231 192V191H230ZM239 192V191H238ZM34 193V192H33ZM42 194H43V192H41ZM69 193V192H68ZM67 193V194H68ZM70 193H73V192H70ZM69 193V194H70ZM141 193V192H140ZM237 193V192H236ZM17 194V193H16ZM21 194H23V193H21ZM31 194V193H30ZM49 194V193H48ZM64 194V193H63ZM67 194H64V195H67ZM69 194H68V196H69ZM220 194V193H219ZM228 194V193H227ZM231 194H232V192H231ZM240 194V193H239ZM11 195V194H10ZM18 195H20L19 193H18ZM17 195V196H18ZM44 195V194H43ZM56 195H59V194H57L56 193ZM72 195H74V194H72ZM242 195H244V194H242ZM234 196V195H233ZM18 197H24V195H21V196H18ZM35 197V196H34ZM69 197H71V196H69ZM227 197V196H226ZM235 197V196H234ZM238 197V196H237ZM12 198H14L13 196H12ZM26 198V197H25ZM24 198V199H25ZM40 198V197H39ZM38 198V199H39ZM45 198L48 200V198H50V197H46V195H45ZM52 198V197H51ZM68 198V197H67ZM233 198V197H232ZM8 199H10V197L8 198ZM68 199H70V198H68ZM71 199H73V196H72V198ZM18 200H21L20 198H18ZM42 200H44V199H42ZM46 200V201H47ZM51 200V199H50ZM74 200H76L75 198H74ZM74 200H71V204L73 203L72 201H74ZM169 200H174V199H169ZM239 200V199H238ZM237 199H236V201H238ZM11 201H12V199H11ZM15 201V200H14ZM21 201H23L24 202V200H21ZM8 202H9V200H8ZM13 202V201H12ZM16 202V201H15ZM19 202V201H18ZM26 202V201H25ZM151 202V201H150ZM216 202V201H215ZM242 202V201H241ZM31 203V202H30ZM48 203H50L49 201H48ZM130 203V202H129ZM153 203V202H152ZM242 203H244V202H242ZM13 204V203H12ZM74 205L76 204L75 202L73 203ZM10 205V204H9ZM22 205H24V204H22ZM26 205V204H25ZM30 205V204H29ZM29 205L27 204V207L29 208ZM152 205V204H151ZM170 205V204H169ZM15 206V205H14ZM20 206H21V203H20ZM32 206V205H31ZM37 206V205H36ZM48 206H50V205H48ZM73 206V205H72ZM92 206V205H91ZM191 206V205H190ZM17 207V206H16ZM25 207V206H24ZM23 207V208H24ZM33 207H35L34 205H33ZM38 207V206H37ZM74 207V206H73ZM73 207H71L72 208V210H73ZM218 207V206H217ZM237 207V206H236ZM8 208H10V206L8 207ZM41 208V207H40ZM172 208H174V206H172ZM171 208V209H172ZM214 208H216V207H214ZM234 208V207H233ZM22 209V208H21ZM42 209V208H41ZM46 209H48V208H46ZM94 209H95V207H94ZM93 209V210H94ZM211 209V208H210ZM9 210V209H8ZM35 210H37V209H35ZM38 210H39V208H38ZM52 210H54V209H52ZM91 210V209H90ZM216 210V212H217V210H218V208L217 209H215ZM222 210V209H221ZM225 210V209H224ZM227 210V209H226ZM229 210V209H228ZM17 211H18V209H17ZM20 211H24V209L23 210H20ZM25 211H26V208H25ZM25 211H24V213H25ZM50 211H51V209H50ZM78 211V209L75 211V213L74 214H76V212ZM169 211H173V210H169ZM176 211V210H175ZM175 211H174V213H175ZM179 211V210H178ZM186 211V210H185ZM204 211V210H203ZM213 211V210H212ZM230 211V210H229ZM9 212V211H8ZM7 212V213H8ZM37 212V211H36ZM38 212H40V211H38ZM43 212V211H42ZM72 212H74V211H72ZM95 212V211H94ZM101 212V211H100ZM177 212V211H176ZM180 212V211H179ZM190 212V211H189ZM230 212H232V211H230ZM236 212V211H235ZM21 213V212H20ZM30 212H28V214H29ZM78 213H83V212H80V211H78ZM77 213V214H78ZM98 213H99V210H98ZM187 213V212H186ZM240 213V212H239ZM41 214V213H40ZM51 214V213H50ZM53 214V213H52ZM81 214H79L78 216H80ZM93 214H95V213H93ZM179 214V213H178ZM188 214V213H187ZM195 214V213H194ZM205 214V213H204ZM204 214H203V216H204ZM210 214H213V213H211L210 212ZM220 214H221V212H220ZM231 214V213H230ZM15 215H16V213H15ZM35 215V214H34ZM44 215V214H43ZM82 215H84V214H82ZM81 215V216H82ZM86 215V214H85ZM89 215V214H88ZM118 215V214H117ZM191 215V214H190ZM20 216V215H19ZM37 216V215H36ZM41 216H42V214H41ZM41 216H40V218H41ZM78 216H76V217H78ZM199 216H200V214H199ZM231 216H233V213H232V215ZM231 216H229V218L231 217ZM30 217H33V216H30ZM85 217V216H84ZM83 217V218H84ZM173 217V216H172ZM220 216L219 215H216L215 214V219H217L215 222H218V218H219ZM225 217V216H224ZM244 217V216H243ZM5 218V217H4ZM11 218H12V216H11ZM34 218H36L35 216H34ZM39 218V217H38ZM42 218L44 219V216H42ZM86 218V217H85ZM89 218H91V217H89ZM93 219L95 218L94 217V215H93V217H92ZM104 218V217H103ZM102 218V219H103ZM214 218V217H213ZM213 218H211V220H209V221H213L212 219ZM221 218V217H220ZM228 218V219H229ZM16 219V218H15ZM14 219V220H15ZM45 219H47V218H45ZM80 219V218H79ZM97 218H95V220H96ZM187 219H189L188 217H187ZM222 219V218H221ZM233 219V218H232ZM38 220V219H37ZM49 220V219H48ZM86 220V219H85ZM99 220V219H98ZM168 220V219H167ZM179 220H181V219H179ZM190 220V219H189ZM234 220V219H233ZM88 221V220H87ZM94 220H92V222H93ZM100 221V220H99ZM103 221V220H102ZM117 221H118V219L116 220V223H117ZM122 221V220H121ZM187 221V220H186ZM219 221H221V220H219ZM35 222V221H34ZM50 222V221H49ZM55 222V221H54ZM57 222V221H56ZM59 222V221H58ZM91 222V223H92ZM95 222V221H94ZM93 222V223H94ZM106 222V221H105ZM126 222V221H125ZM228 222V221H227ZM238 222V221H237ZM8 223V222H7ZM7 223L5 224V225H7ZM33 223V222H32ZM61 222H59V224H60ZM90 223V224H91ZM92 223V224H93ZM102 223V222H101ZM166 223V222H165ZM191 223V222H190ZM189 223V224H190ZM232 223V222H231ZM257 223V222H256ZM44 224V223H43ZM55 224V223H54ZM62 224V223H61ZM66 225V223H63V225ZM96 224V223H95ZM99 224V223H98ZM98 224H96V225H98ZM106 224V223H105ZM104 224V225H105ZM119 224V223H118ZM126 224V223H125ZM259 224H261V223H259ZM11 225V227L10 228H13V226H12V224L11 223H9V226ZM33 225V224H32ZM100 225H102V224H100ZM110 225H113V224H111L110 223ZM116 225V224H115ZM121 225V224H120ZM166 225V224H165ZM187 225V224H186ZM199 225V224H198ZM4 226V225H3ZM8 226V225H7ZM30 226V225H29ZM69 227V225H66V227ZM123 226V225H122ZM167 226V225H166ZM234 226V225H233ZM256 226H258V225H256ZM261 226V225H260ZM264 226V225H263ZM263 226H262V228H263ZM1 227V226H0ZM31 227V226H30ZM30 227H29V229H30ZM54 228H55V226H53ZM65 227V226H64ZM71 227V226H70ZM91 227V226H90ZM107 227H108V229L110 228V226H108L107 225ZM107 227H106V229H107ZM113 227H116V226H113ZM118 227V226H117ZM127 227V226H126ZM169 227V226H168ZM176 227V226H175ZM211 227V226H210ZM209 227V228H210ZM216 227V226H215ZM9 228V227H8ZM9 228V229H10ZM14 228H15V232H16V227L14 226ZM33 228V227H32ZM42 228V227H41ZM52 228V227H51ZM72 228V227H71ZM92 228V227H91ZM103 228V227H102ZM112 228V227H111ZM167 228V227H166ZM172 228V227H171ZM183 228V227H182ZM261 228V227H260ZM28 229V228H27ZM36 229H38V228H36ZM56 229V228H55ZM75 229V228H74ZM77 229V228H76ZM83 229V228H82ZM115 229V228H114ZM118 229V228H117ZM122 229H123V227H122ZM159 229V228H158ZM173 229V228H172ZM185 229V228H184ZM217 229V228H216ZM33 230V229H32ZM40 230V229H39ZM53 230V229H52ZM57 230H58V228H57ZM62 231H63V229H61ZM80 230H81V228H80ZM99 230H101V229H99ZM116 230V229H115ZM119 230V229H118ZM123 230H125V229H123ZM123 230H119L120 232L121 231H123ZM126 230H128V229H126ZM132 230V229H131ZM210 230V229H209ZM215 230V229H214ZM213 230V233H215V234H212V233H210V231H207L208 232V234L210 235V237H208L207 238V235L205 236L204 235V237H206V238H204L202 235H198L197 237H196V243H197V246H196V248H193V249H189V250H186V249H188V248H186L185 249V252H182L181 250H180V252L178 253V254H176V255H178V257L176 256V257H174L173 258V256H172V253L170 254V252H169V250L168 249H166V248H164V247H162V249L160 248V251L159 252H157L158 253V255H159V258L160 259H162V260H164L166 257L168 258V257H170V255L172 256V261H173V263L174 264H195L194 263V261L189 257L187 260H186V262L185 263H182L183 261H180L179 259L181 258H179V256L180 255H183L184 253H188V254H195V255H198V254H200V255H202L201 257H204V259L202 260V261H200V263L201 264H231V263H233V260H228V254L226 253V250H225V246H226V244H225V246L223 247L222 246V242L220 241V240H218V238H217V236H219V234H221V232H217L216 230L214 231ZM222 230V229H221ZM224 230V229H223ZM264 230V229H263ZM0 231H2V230H0ZM10 231H14V230H10ZM42 231V230H41ZM60 231V230H59ZM61 231V232H62ZM65 231V230H64ZM78 231H79V229H78ZM87 231V230H86ZM84 232V229H83V232L84 233H86V234H88L87 232ZM92 231H94V230H92ZM97 231H98V229H97ZM104 231V230H103ZM174 231V230H173ZM175 231H177V230H175ZM197 231V230H196ZM236 231H237V229H236ZM15 232H13V233H15ZM28 232V231H27ZM66 232H68L67 230H66ZM82 232V231H81ZM96 232V231H95ZM99 232V231H98ZM124 232V231H123ZM126 232V231H125ZM139 232V231H138ZM143 232V231H142ZM179 232V231H178ZM239 232V231H238ZM7 233V232H6ZM11 233V232H10ZM12 233V234H13ZM34 233H35V231H34ZM42 233V232H41ZM84 233L82 234L83 236H84ZM105 233V232H104ZM103 233V234H104ZM108 233V232H107ZM128 234H129V232H127ZM132 233V232H131ZM168 233H171L170 231H168L166 234H168ZM174 233V232H173ZM177 233V232H176ZM196 233V232H195ZM253 233V232H252ZM19 234V233H18ZM30 233H28V235H29ZM70 234H73L74 235V232L73 233H71L70 232ZM95 234V233H94ZM110 234V233H109ZM141 234V233H140ZM146 234V233H145ZM151 234V233H150ZM230 234V236L233 234H231V233H229ZM235 234V233H234ZM233 234V235H234ZM16 235V234H15ZM48 235V234H47ZM77 235V234H76ZM96 235H97V232H96ZM99 235H100V233H99ZM106 235V234H105ZM115 235V234H114ZM112 236V239H114V237L116 236ZM171 236H172V234H170ZM26 236H27V234H26ZM32 236V235H31ZM39 236V235H38ZM64 236V235H63ZM81 236V235H80ZM101 236H102V234H101ZM111 236V235H110ZM125 236V235H124ZM129 236H131V235H129ZM128 236V237H129ZM133 236H135V235H133ZM139 236V235H138ZM137 236V237H138ZM146 236V235H145ZM185 236V235H184ZM239 236V235H238ZM251 236V235H250ZM257 236V235H256ZM15 237V236H14ZM51 237V236H50ZM55 237V236H54ZM62 237V236H61ZM69 237V236H68ZM75 237V236H74ZM90 237V236H89ZM95 237H97V236H95ZM104 237V236H103ZM132 237V236H131ZM162 237V236H161ZM172 237H174V236H172ZM178 237V236H177ZM224 237V236H223ZM222 237V238H223ZM236 237V236H235ZM13 238V237H12ZM25 238V237H24ZM31 237L29 236L28 237V239L32 242V240L30 239ZM33 238V237H32ZM39 238V237H38ZM70 238V237H69ZM99 238H100V236H99ZM117 239H118V237H116ZM123 238V237H122ZM121 238V239H122ZM134 238V237H133ZM158 238V237H157ZM181 237H178V239H180ZM195 238V237H194ZM229 238V237H228ZM237 238V237H236ZM251 239L253 238V237H250ZM261 238V237H260ZM264 238V237H263ZM44 239V238H43ZM82 239V238H81ZM101 239V238H100ZM126 239V238H125ZM149 239H150V237H149ZM159 239V238H158ZM164 239V238H163ZM175 239V238H174ZM185 239V238H184ZM25 240V239H24ZM68 240V239H67ZM80 240V239H79ZM95 240H96V238H95ZM137 240V239H136ZM135 240V241H136ZM227 240V239H226ZM255 241H256V239H254ZM259 240H261V239H259ZM258 240V241H259ZM21 241H22V239H21ZM20 241V242H21ZM40 241H42L41 239H40ZM44 241V240H43ZM47 241V240H46ZM63 241V240H62ZM65 241V240H64ZM63 241V242H64ZM97 241H99V240H97ZM100 241H102V240H100ZM108 241V240H107ZM106 241V242H107ZM119 241V240H118ZM118 241H116V240H111L110 242H111V244H110V250H111V252L109 251V247L108 246H106V245H103V246H106L105 248L104 247H101L102 245H100V247H96L95 249H94V251H95V253H96V255L98 254V255H102L103 256V264L105 263H107V264H128V260L126 259V257H124V256H121V257H119L120 255L119 254H122V255H127V257L130 255V254H128V253H122V251L120 250V253H117L116 254V252L114 253V251H116V250H118V249H123L124 250V246H122V242L121 243H119ZM141 241V240H140ZM148 241V240H147ZM150 241V240H149ZM165 241H167V240H165ZM178 241V240H177ZM182 241V240H181ZM193 241V240H192ZM258 241H256V242H258ZM27 242V241H26ZM52 242H54V241H52ZM51 242V243H52ZM72 242H73V240H72ZM75 242V241H74ZM88 242H90L89 240H88ZM105 242V241H104ZM126 242H127V240H126ZM169 242V241H168ZM229 242H231L230 240H229ZM28 243V242H27ZM33 243H34V240H33ZM33 243H30V244H33ZM48 243V242H47ZM68 243H69V241H68ZM76 243V242H75ZM91 243V242H90ZM102 243V242H101ZM124 243V242H123ZM137 243V242H136ZM140 243V242H139ZM226 243V242H225ZM262 243V242H261ZM22 244H24L23 242H22ZM67 244V243H66ZM65 244V245H66ZM92 244V243H91ZM125 244V243H124ZM130 244V243H129ZM141 244V243H140ZM146 244V243H145ZM144 244V245H145ZM194 244V243H193ZM230 244V243H229ZM234 244V243H233ZM25 245V244H24ZM29 246V244H26V247H28ZM68 245V244H67ZM74 245V244H73ZM72 245V246H73ZM76 245V244H75ZM82 245H83V243H82ZM133 245V244H132ZM162 245H163V243H162ZM232 245V244H231ZM235 245V244H234ZM236 245H237V243H236ZM258 245V244H257ZM41 246V245H40ZM42 246H43V244H42ZM45 246H46V244H45ZM81 246V245H80ZM98 246V245H97ZM127 246V245H126ZM125 246V247H126ZM134 246V245H133ZM165 246V245H164ZM170 246V245H169ZM169 246H166V247H169ZM183 246V245H182ZM227 246H228V244H227ZM2 247V246H1ZM25 247V246H24ZM25 247V248H26ZM38 247V246H37ZM53 247V246H52ZM67 247V246H66ZM108 247V248H107ZM130 247V246H129ZM129 247H127V248H129ZM142 247H144V246H142ZM153 248H154V246H152ZM158 247V246H157ZM232 247V246H231ZM29 248V247H28ZM30 248H32L31 247V245H30ZM36 247L34 246V249H35ZM42 248V247H41ZM68 248V247H67ZM72 248V247H71ZM70 248V249H71ZM77 248V247H76ZM108 250H107V249ZM112 248V249H111ZM126 248V250H124L125 252H128V249ZM137 248V247H136ZM149 248V247H148ZM182 248H184V247H182ZM190 248V247H189ZM235 248V247H234ZM2 249L3 248H1V250L0 251H2ZM65 249V248H64ZM78 249V248H77ZM77 249H76V251H77ZM133 249V252H131L130 250V253H132L133 254V256L136 258V260H135V262H137V259H139L140 258V256H141V254L142 253H140L139 255H138V250H136L135 251V249L134 248H132ZM141 249H143V248H141ZM155 249V248H154ZM153 249V250H154ZM177 249H179V248H177ZM228 249V248H227ZM238 249V248H237ZM236 249V250H237ZM256 249V248H255ZM27 250H29V249H27ZM37 250V249H36ZM40 250V249H39ZM44 250V249H43ZM42 250V251H43ZM46 250V249H45ZM81 250V249H80ZM114 250V251H113ZM35 251V250H34ZM66 251V250H65ZM65 251H64V253H65ZM68 251H69V249H68ZM72 251V250H71ZM85 251H87L86 249H85ZM91 250H89V252H90ZM123 251V252H124ZM151 251H152V248H151ZM173 251V250H172ZM175 251V250H174ZM177 251V250H176ZM233 251V250H232ZM239 251V250H238ZM253 251H254V249H253ZM3 252V251H2ZM7 252V251H6ZM23 252V251H22ZM26 253H27V251H25ZM38 252V251H37ZM44 252H48L47 250L46 251H44ZM50 252V251H49ZM63 252V251H62ZM80 252V251H79ZM109 252V253H108ZM118 252H119V250H118ZM154 252V251H153ZM249 252V251H248ZM252 252V251H251ZM257 252H258V250H257ZM263 252V251H262ZM5 253V252H4ZM53 253V252H52ZM66 253H68V252H66ZM65 253V254H66ZM75 253V252H74ZM91 253H92V251H91ZM94 253V254H95ZM145 253V251L143 252V254ZM177 253V252H176ZM240 253V252H239ZM253 253V252H252ZM6 254V253H5ZM56 254V253H55ZM71 254V253H70ZM69 253L67 254V256H70V257H73V256H71ZM79 254V253H78ZM78 254L76 255V257H79L78 256ZM83 254V253H82ZM81 253H80V256L82 255ZM88 254V253H87ZM114 254H116V255H114ZM150 254H151V252H150ZM150 254H149V256H150ZM156 254V253H155ZM154 254V255H155ZM214 254L215 255H217V256H219L220 257V259H222V260H219V258L217 259V258H215V257H213L214 256ZM242 254H244V253H242ZM28 255V254H27ZM42 255V254H41ZM153 255V256H154ZM246 255H250V253L249 254H245L244 256H246ZM251 255H253V254H251ZM8 256V255H7ZM90 256H91V254H90ZM101 256V257H102ZM131 256L132 255H130V257H128L129 259H132L131 258ZM132 256V257H133ZM192 256V255H191ZM199 256V255H198ZM82 257V256H81ZM89 257V256H88ZM94 257V256H93ZM151 257H152V254H151ZM187 257H188V255H187ZM200 257V256H199ZM236 257H237V255H236ZM252 256H250V258H251ZM4 258V257H3ZM51 258V257H50ZM83 258H85V256H83ZM82 258V260H85V261H82L83 263L85 262L86 264H88V262H89V264H94V263H91L90 261H88V260H86V258L85 259H83ZM97 258H98V256H97ZM100 258V257H99ZM143 258H145V257H143ZM155 258V257H154ZM193 258V257H192ZM241 258V257H240ZM245 259H247L246 257H244ZM254 258V257H253ZM252 258V260H255V261H257V260H259V258L258 259H253ZM30 259V258H29ZM49 259V258H48ZM52 259H54V258H52ZM79 259H81L80 257L78 258V260ZM124 259H126L127 261H125ZM134 259V258H133ZM183 259V258H182ZM185 259V258H184ZM183 259V260H184ZM194 259V258H193ZM202 259V258H201ZM249 259V258H248ZM247 259V260H248ZM24 260V259H23ZM28 260V259H27ZM76 260H77V258H76ZM100 260V261H99ZM99 260H97V262L99 263V262H101V260H102V258L101 259H99ZM153 260H157L158 261V259H153ZM170 260V259H169ZM240 260V259H239ZM242 260V259H241ZM251 259H249V261H250ZM252 260L250 261L251 263H252ZM262 260V259H261ZM48 261V263H49V260H47ZM59 261H61V260H59ZM94 261V260H93ZM105 261V262H104ZM134 261V260H133ZM139 261H140V259L138 260V263H139ZM144 262V264H156V263H154V262H157V261H154V262H152V258L150 259V258H147L146 257V260H143V259H141V263L140 264H143V262ZM197 261V260H196ZM229 261V262H228ZM231 261V262H230ZM235 261V260H234ZM254 261V262H255ZM263 261V260H262ZM28 262H29V260H28ZM31 262H33V260L31 261ZM35 262V261H34ZM63 262V261H62ZM81 262V263H82ZM131 262H132V260H131ZM131 262H129L130 264H132ZM134 262V263H135ZM159 262V261H158ZM157 262V263H158ZM170 262V261H169ZM260 262V261H259ZM23 263H25V262H23ZM23 263H21V261H20V263L19 264H23ZM30 263V262H29ZM36 263V262H35ZM84 263V264H85ZM102 263V262H101ZM101 263H99V264H101ZM137 263V264H138ZM161 263H162V261H161ZM167 263V262H166ZM238 263V262H237ZM236 262H234L233 264H237ZM28 264V263H27ZM34 264V263H33ZM57 264V263H56ZM62 264V263H61ZM96 264V263H95ZM162 264H165V262L164 263H162ZM239 264H240V262H239Z\"/></svg>", "mask_w": 264, "mask_h": 264}]
</instances>
